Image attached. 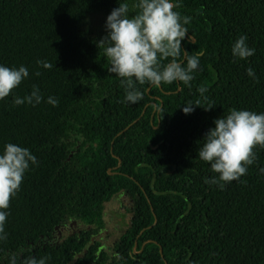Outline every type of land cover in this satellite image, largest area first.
I'll use <instances>...</instances> for the list:
<instances>
[{
	"label": "trees",
	"instance_id": "trees-1",
	"mask_svg": "<svg viewBox=\"0 0 264 264\" xmlns=\"http://www.w3.org/2000/svg\"><path fill=\"white\" fill-rule=\"evenodd\" d=\"M137 2L0 0V65L29 72L0 100V153L13 143L38 161L7 209L0 264L13 254L50 257L46 264H264V148L223 190L205 183L219 174L198 156L215 119L231 109L264 112V0H172L173 11L191 18L181 48L200 54L199 66L191 87L137 84L144 95L133 104L122 102L121 78L97 43L111 11L128 3L134 15ZM242 35L255 49L247 59L232 54ZM178 59L186 67L183 52ZM34 85L43 100L14 105ZM120 193L132 201L125 233L107 246L102 233L82 253ZM70 221L81 225L79 238L43 246Z\"/></svg>",
	"mask_w": 264,
	"mask_h": 264
},
{
	"label": "clouds",
	"instance_id": "clouds-1",
	"mask_svg": "<svg viewBox=\"0 0 264 264\" xmlns=\"http://www.w3.org/2000/svg\"><path fill=\"white\" fill-rule=\"evenodd\" d=\"M133 7L138 10L134 15H129L128 3H120L118 8H114L106 19L107 35L97 43L111 65L109 72L121 78L120 85L125 93L122 102L134 104L142 99L144 93L137 84L160 86L180 81L191 87L190 82L194 79L192 73L199 66L200 54L188 55L181 48V42L188 33L185 25L191 18H182L180 13L173 11L172 0H138ZM246 41L247 36L242 35L234 42V57L247 59L254 55L255 49L250 48ZM182 52L186 67L178 59ZM169 58L170 62L162 63ZM37 63L44 68L52 67L46 61ZM247 74L254 77V70L248 68ZM28 76L25 66L14 68L0 65V100L8 97ZM197 91L203 94L208 89L200 86ZM42 100L39 88L34 85L30 95L15 97L14 105L25 102L35 105ZM47 102L53 106L59 103L54 97H48ZM186 105L183 111L189 114L194 111L193 106H199V101ZM214 125L205 134L198 156L210 164L214 173L219 174L218 178L205 179V183L218 185L223 190L227 183L246 175L248 166L257 159L256 147L264 148V112L231 109L226 116L215 119ZM30 163L38 164V161L29 149L13 143L4 145L0 153V241L7 239V209L20 190ZM261 171L264 172V169ZM49 258L28 256L21 259L13 254L9 264H46Z\"/></svg>",
	"mask_w": 264,
	"mask_h": 264
},
{
	"label": "flooded vegetation",
	"instance_id": "flooded-vegetation-1",
	"mask_svg": "<svg viewBox=\"0 0 264 264\" xmlns=\"http://www.w3.org/2000/svg\"><path fill=\"white\" fill-rule=\"evenodd\" d=\"M114 197H117V196H114ZM115 201H117L116 202V204H117V210H116L117 215L122 217V220L116 219L114 212L108 213L106 210H104V214L107 218L106 227L104 228L103 231H100L97 235H94L92 237V238H94V242L99 237H101L102 233H105V235L108 237H107V240L105 241L104 245L107 246L109 244V241L114 242V241L118 240L121 237V235H123L125 233L127 227L129 226V221L131 219V212H129L127 206L131 205L132 201L130 200L128 195H126L124 193H120L116 200H115V198H112L107 203V205L110 203H114ZM81 231H82L81 225H79L76 221H70L68 223H61L60 225L55 227L54 232L51 233L50 237H46L43 239V246L48 245L50 247L51 246L57 247L61 243L68 240L69 238H79L81 236ZM92 238H91V240H92ZM91 240H90V242H91ZM89 243L85 246V248L89 246ZM80 257H81L80 254L76 253V259H78Z\"/></svg>",
	"mask_w": 264,
	"mask_h": 264
},
{
	"label": "rangeland",
	"instance_id": "rangeland-1",
	"mask_svg": "<svg viewBox=\"0 0 264 264\" xmlns=\"http://www.w3.org/2000/svg\"><path fill=\"white\" fill-rule=\"evenodd\" d=\"M115 198V200L118 198V196L117 197H114ZM121 200V199H120ZM116 202L117 201H115L114 203H110V204H108V205H106L105 206V210L108 212V213H113L114 212V214H115V218L116 219H121L122 220V217H120L119 215H117V212H116V210H117V204H116ZM128 204V203H127ZM128 207V210L130 209V205H128L127 206Z\"/></svg>",
	"mask_w": 264,
	"mask_h": 264
},
{
	"label": "water",
	"instance_id": "water-1",
	"mask_svg": "<svg viewBox=\"0 0 264 264\" xmlns=\"http://www.w3.org/2000/svg\"><path fill=\"white\" fill-rule=\"evenodd\" d=\"M154 217H155V215H154ZM155 222H156V220H155ZM93 242H94V238H92L91 242L89 243V246H91L93 244ZM86 250H87V247L84 249V252L83 253H85ZM160 254L162 255V250L161 249H160ZM165 264H167V263L165 262Z\"/></svg>",
	"mask_w": 264,
	"mask_h": 264
}]
</instances>
